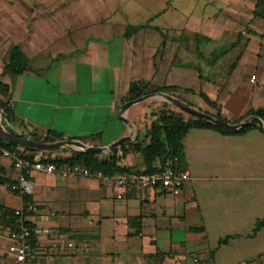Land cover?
Returning <instances> with one entry per match:
<instances>
[{
  "label": "crops",
  "instance_id": "0c3cea01",
  "mask_svg": "<svg viewBox=\"0 0 264 264\" xmlns=\"http://www.w3.org/2000/svg\"><path fill=\"white\" fill-rule=\"evenodd\" d=\"M225 5L229 21L219 15ZM226 27L235 36L228 43ZM179 31L186 35L180 56ZM15 48L28 60L20 75L5 68ZM232 56L224 79L218 67ZM134 82L159 92L178 87L184 102L203 93L233 124L264 110V0H0V83L8 86L0 101L13 116L1 113L14 135L94 147L125 139L97 157L116 153L125 172H156L162 160L149 163L144 151L166 102L150 99L124 112ZM15 145L10 151L31 160L80 152ZM183 146L191 181L179 196L132 190L118 200L95 178L33 173L39 210L26 213L27 224L60 231L39 238L35 264H264V228L254 235L264 220V133L192 129ZM18 176L0 153V264H15L8 232L24 200L7 188Z\"/></svg>",
  "mask_w": 264,
  "mask_h": 264
},
{
  "label": "built area",
  "instance_id": "2783aa9c",
  "mask_svg": "<svg viewBox=\"0 0 264 264\" xmlns=\"http://www.w3.org/2000/svg\"><path fill=\"white\" fill-rule=\"evenodd\" d=\"M256 76L252 77V81ZM115 107H113V111ZM0 153L13 160L19 173L18 179L7 189L12 194H17L24 200V207L14 213L15 223L9 229L8 253L14 259L15 264H35L40 252L37 242L42 236L57 238L60 231L57 229L31 227L27 224L26 213L35 214L38 206L31 201L35 192L32 175L35 172L61 178H95L104 185L111 186L116 192L118 200H126L132 190H164L173 196L182 194L186 185L191 181V173L186 168H180L177 159L167 158L160 170L152 173L126 172L116 175H105L103 172H93L81 165L58 166L53 162L44 160H31L21 158L17 153L2 146L0 141ZM69 247H73L70 243Z\"/></svg>",
  "mask_w": 264,
  "mask_h": 264
},
{
  "label": "trees",
  "instance_id": "16d2710c",
  "mask_svg": "<svg viewBox=\"0 0 264 264\" xmlns=\"http://www.w3.org/2000/svg\"><path fill=\"white\" fill-rule=\"evenodd\" d=\"M5 68L10 73L16 75L23 74L27 70L28 60L19 48L13 49L9 56V59L7 60ZM163 90L175 97H179L178 93L181 91V89L178 87H164ZM7 91L8 86L0 83V94L5 95ZM159 91V89L150 90L148 84H146L145 82H134L130 87L128 101L132 102L144 98L150 94L158 93ZM200 96L202 97L205 104H207L212 110H214L208 112V114L213 115L214 117L225 122H229V120L223 116L222 106L219 103L212 101L203 93H201ZM179 99L181 98L179 97ZM0 110L6 118H11L13 116L11 108L8 106V104L1 101ZM155 115L157 118L152 124L148 135L150 138V144L145 148L144 151L146 160L149 163H153L160 159L162 160V163H164L167 158H173L178 160L180 168H186L183 163V140L192 129L216 130L225 135L233 134L238 136L246 135L253 130L260 131L259 127L256 125H251L241 131H228L223 128H219L209 122L186 114L180 110L177 111L175 110L174 106L168 103H163L159 112ZM250 116H257L264 120V110H251L246 117ZM46 141L49 143L54 142V140L49 139ZM1 143L3 145L2 141ZM8 147L11 149L12 147H17V145L8 144ZM44 161L50 162L49 160ZM52 162H54L58 166L81 165L89 168L93 172H103L105 175L126 173L122 168L118 166L119 158L117 157L116 153L111 154L106 158H98L93 154L76 152L71 158L54 160ZM146 173H152V171H146ZM263 228L264 220L257 223L254 235H256ZM232 239L233 237H227L224 240H221L219 243V247L228 245Z\"/></svg>",
  "mask_w": 264,
  "mask_h": 264
},
{
  "label": "water",
  "instance_id": "95a60500",
  "mask_svg": "<svg viewBox=\"0 0 264 264\" xmlns=\"http://www.w3.org/2000/svg\"><path fill=\"white\" fill-rule=\"evenodd\" d=\"M150 99H157V100L166 102L186 114H189L198 119L209 122L219 128H223L228 131H241L245 129L246 127H249L251 125H256L259 127L260 131L264 133V120L261 119L260 117L250 116L246 118L245 120H243L242 122H239L237 124L225 122L223 120H220L214 117L213 115H210L206 112H203L200 109H197L187 104L181 99L175 96H172L171 94H168L166 92H158L155 94L148 95L144 98L129 102L124 106V112H127L134 105L145 102ZM122 120L125 124L130 126V128H133L131 122L126 117L123 118ZM3 122L4 120L2 118V113L0 110V140L4 142H8V143L18 144V145H21L27 148H34L37 150H42V151H52V150L63 149V148H72L77 151L88 153V154H93L99 157L100 155L104 153L113 152L125 140V139H122L109 147H94V146H90L89 144H85L84 142H81V141H68V140L48 144L44 142L34 141L31 139L25 138L23 136L14 135L13 133H11L9 130L5 128Z\"/></svg>",
  "mask_w": 264,
  "mask_h": 264
},
{
  "label": "rangeland",
  "instance_id": "374dc122",
  "mask_svg": "<svg viewBox=\"0 0 264 264\" xmlns=\"http://www.w3.org/2000/svg\"><path fill=\"white\" fill-rule=\"evenodd\" d=\"M226 6V5H225ZM223 6V8H222V10L220 11V14L219 15H221V14H223V16H225L226 18H227V20H228V18H232L233 17V14H232V12H231V10H228V9H230L228 6ZM224 11V12H223ZM210 13H211V11H210ZM218 15V16H219ZM229 15H231V16H229ZM217 16V14L215 15V17H218ZM245 17V16H244ZM242 18V21L243 20H247V18L245 17V18ZM229 21V20H228ZM227 28V32L225 31V34L223 35V40L225 41V43H228V42H231V41H233L234 40V38H235V36L233 35V33L232 32H230V30H229V28L228 27H226ZM181 32L179 31L178 33H177V39H175V42L176 43H178V48H179V56H180V53L183 55V53L185 52V49H186V45H185V37H186V35L183 33L182 35L180 34ZM194 53H195V51H194ZM196 57V56H195ZM194 57V58H195ZM233 60H234V57L232 56V58L231 57H229L228 59H226V60H224V61H222V63H220L221 65H220V67H218V71H219V73H221L222 74V77L224 78V79H226V74L228 73V69H230V66H231V64H232V62H233ZM224 75V76H223ZM192 96H190V94L188 93V96L189 97H186V98H189V100H187V102L186 103H188L189 105H191V106H193V107H195V108H197V109H200V110H202L203 112L204 111H207V112H211V111H214V110H212L208 105H206L205 104V106L204 107H202V104L204 103V101H203V99H202V97L200 96V94L197 92V93H194V95L193 94H191ZM185 98V97H184ZM203 101V102H202ZM196 104V105H195ZM200 107V108H199ZM173 108V107H172ZM175 110H177V111H179L178 109H176L175 108ZM247 118V117H246ZM245 118V119H246ZM244 118L242 119V120H240V121H237V122H234V123H239V122H242L243 120H245Z\"/></svg>",
  "mask_w": 264,
  "mask_h": 264
}]
</instances>
